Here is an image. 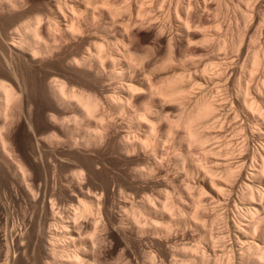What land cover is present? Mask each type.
I'll return each mask as SVG.
<instances>
[{
  "label": "bare ground",
  "instance_id": "obj_1",
  "mask_svg": "<svg viewBox=\"0 0 264 264\" xmlns=\"http://www.w3.org/2000/svg\"><path fill=\"white\" fill-rule=\"evenodd\" d=\"M0 35V162L26 200L0 179L1 264H264V0H47Z\"/></svg>",
  "mask_w": 264,
  "mask_h": 264
},
{
  "label": "rangeland",
  "instance_id": "obj_2",
  "mask_svg": "<svg viewBox=\"0 0 264 264\" xmlns=\"http://www.w3.org/2000/svg\"><path fill=\"white\" fill-rule=\"evenodd\" d=\"M47 10V0H36V2L35 3H33V4H31L29 7L27 6V7H25V9H22L21 11H18V12H10V13H8V12H3V13H1L0 12V30H3V31H5V32H10V31H12V29H14L15 27H18L20 24H22L23 22H25L26 20H28V18H30V17H33L34 16V14L36 13V12H38V11H46ZM230 13V14H229ZM228 14L229 15H224V17L223 18H225L224 20L226 21V22H228V23H230V22H234V19L233 18H231V16L232 17H234L233 16V13H232V11H230ZM211 15V14H210ZM210 17H212V16H210ZM230 18L232 19V21H230ZM230 21V22H229ZM2 37V35H0V38ZM138 40H140V41H138V43H140V45H141V47H147V46H151L152 44H153V36H152V34H151V32H147V31H143L142 33H141V35H140V37H139V39ZM166 43H165V39L163 40V43H162V47H161V49L164 51V48L166 49V46L164 47V45H165ZM69 47H70V50H74L75 49V45H73V44H67ZM199 46H203V44H198ZM204 46H206V45H204ZM220 51V53L219 54H224L225 52H223L224 50H219ZM218 51V52H219ZM234 52H236V51H234ZM233 52V55H235L236 53H234ZM222 54V55H223ZM34 69V67H33V65H30V64H27V63H25V62H22V64H21V66H20V73H21V76L24 78V79H26L27 80V82H29V81H31L32 80V78H33V70ZM74 70H76V71H80L81 69H69V70H66V72H65V74L67 75V76H69V73H70V71H74ZM44 72L46 71V72H53L54 70H52V69H44L43 70ZM41 77L43 76L42 74H39ZM0 79H2V80H8V76L6 75V74H4V73H2L1 75H0ZM31 96V99L34 101V103H35V99L36 100H38V95H30ZM46 104V102H43V105H45ZM43 112L45 113L46 112V109H43ZM40 128H41V130L45 133V134H51L52 133V128L47 124V123H45V122H42L41 123V125H40ZM29 132L28 131H23V136H25L26 134H28ZM250 141V148H257L258 147V145H257V142L256 141H252V140H249ZM30 142H32V140L30 141ZM255 142V143H254ZM256 144V145H255ZM253 148V149H254ZM23 152H25V155H27V156H29V158L31 159V160H33L32 159V157L28 154V152H26L25 150H24V148H23ZM67 153V150H66V148H63V147H58L57 149H56V151H55V155H57V156H62V155H64V154H66ZM109 160H111L113 163H114V165L112 166V170L114 171V172H117L119 169H121V170H124L125 168H126V164H125V162L120 158V157H118V156H116V155H112V156H108L107 157ZM38 162H39V160H38ZM168 164H166V168L169 170V173L171 174V175H173V176H177V177H179V176H181V174L183 173V170L182 169H178V168H176L175 167V165H174V163L172 162V161H168L167 162ZM173 163V164H172ZM35 164H37V163H35ZM174 168V169H173ZM176 168V169H175ZM181 172V173H180ZM180 173V174H179ZM0 179H3V181L5 182V184L7 185V187L9 188V189H11V191L15 194V196L17 195L18 197H19V199L21 200V203H22V206L20 207V206H18L16 209H18V210H22V209H24L25 208V206H26V200H23L22 198H21V189H20V186H19V183H18V181L16 180V178H14L13 176H12V174L10 173V172H8L7 170H6V168L3 166V164L0 162ZM109 205H108V211H109V213H114V208H113V204H114V197L113 196H110L109 198ZM4 203L5 204H7V206H9V208L10 209H12V205L10 204V201L8 200V199H6V200H4ZM230 212V211H229ZM228 212V214H230V216L228 215V218L227 219H229L228 221H231V220H233L234 219V217H235V214H234V212L231 210V212L229 213ZM233 213V214H232ZM2 213L0 212V217L2 218H4V216L3 215H1ZM234 215V216H233ZM231 218V219H230ZM233 218V219H232ZM2 225L0 224V230H4V227L2 226ZM219 226H221V227H223V224H221V225H219ZM219 226H217V229H218V227ZM220 227V228H221ZM3 228V229H2ZM11 229V228H10ZM218 231V230H217ZM2 232V231H1ZM0 232V233H1ZM184 234V231H179L178 232V234H179V236H182L181 234ZM121 233L119 232V234H118V236L119 237H121V235H120ZM230 237V238H229ZM230 239H232V236H231V234L228 236V240H227V243H228V245L229 244H231L232 242H230L231 240ZM229 241V242H228ZM233 241V240H232ZM0 243H1V245H0V250H3V252L2 251H0V252H2V254L0 255V256H2V255H5V251H6V247L4 246V243L3 242H1L0 241ZM3 243V244H2ZM2 246H4V247H2ZM143 246L144 245H142V243H137L136 244V246H135V248H133V247H131L130 248V251L131 252H134V251H140V249L141 248H143ZM111 247L113 248V247H115V244H112L111 245ZM5 248V249H4ZM121 249V247H119L117 250H116V252H115V257H114V259L116 260V258L118 259V257H120V255H122L123 253V251H121L120 250ZM5 250V251H4ZM17 256V257H16ZM20 256V253H17V255H15V258L14 259H18V257ZM122 257V256H121ZM2 263V261H0V264Z\"/></svg>",
  "mask_w": 264,
  "mask_h": 264
}]
</instances>
